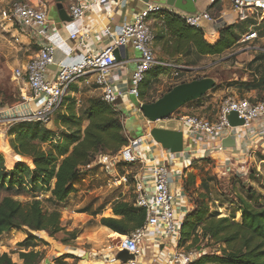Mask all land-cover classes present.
I'll use <instances>...</instances> for the list:
<instances>
[{
  "label": "built area",
  "instance_id": "2783aa9c",
  "mask_svg": "<svg viewBox=\"0 0 264 264\" xmlns=\"http://www.w3.org/2000/svg\"><path fill=\"white\" fill-rule=\"evenodd\" d=\"M214 1L210 0L211 3ZM227 1L239 20L251 17H256L259 21L264 20V0ZM66 3L73 23L79 22L86 10L97 12L99 9V0H66ZM162 11L173 12L181 16L187 25L204 31L213 21L207 8L192 13L183 11L176 13L170 6L166 8L160 3H147L132 20L115 27L109 23L105 24L95 37V41L100 43V36H104L109 38V43L96 50L90 48L87 35L82 32L81 26L74 25L69 31L68 40L74 42L75 48L82 52V58L75 63L60 62L56 65L55 74L50 76L49 66L54 63L56 44L52 36L46 32L49 22L48 8L41 0H21L12 3L9 10L2 13L3 19L16 24L21 32L30 35L39 46L35 56L22 68L13 71V79L22 81L23 86L30 92L27 96L21 94L24 101L20 105L23 109L16 115L28 121L46 124L49 117L61 107L71 86L78 82L94 85L101 91L100 96L106 103L116 105L118 98L123 94L112 89L108 76L112 68L118 64L115 53H118L121 47L131 46L139 54L127 90V94L133 95L136 100L139 85L151 69L170 67L174 69V75H178L184 67L157 59L153 49L154 33L149 25V15ZM257 36L256 31H250L242 41L255 39ZM41 97L44 103L38 108L34 103L35 98ZM30 103L33 104L32 107ZM231 112H235L238 118L243 120L242 125L229 124L228 115ZM5 118L7 116L0 118V121ZM177 118L182 121L184 139L190 142L192 150L194 145L203 143L208 146V150L221 154L218 159L224 164L221 168L222 174L229 173L231 165L237 169V174L245 173L246 166L243 165L248 153L263 147L260 142L256 144L257 140H264L263 100L252 101L249 98L227 96L221 100L213 119L190 114L179 115ZM125 120L126 118L123 122ZM144 120L146 131L142 137L130 139L128 144L115 154H98L93 160L111 174L113 185L128 184L131 181L134 186V206L145 212L143 224L128 234H120L116 241L111 240L106 246V251L113 257L121 249L133 254L134 259L124 263L119 261V264H146L142 260L143 248L140 245L150 241L157 248L152 258L153 262L156 261L159 252H163L165 260L159 264H194L205 251L200 246L186 249L180 243L181 226L191 204L182 186L178 185L177 189L172 187L176 182L182 184V170L178 167L173 169V164L148 165L134 152V148L141 144L144 136L151 138L149 131L153 123L145 118ZM226 138L234 141L238 138L241 144L236 149L225 147L222 141ZM191 151L174 154L185 155ZM133 163L140 165L132 176L129 172L118 173L119 165ZM258 175L257 172L256 176Z\"/></svg>",
  "mask_w": 264,
  "mask_h": 264
},
{
  "label": "trees",
  "instance_id": "16d2710c",
  "mask_svg": "<svg viewBox=\"0 0 264 264\" xmlns=\"http://www.w3.org/2000/svg\"><path fill=\"white\" fill-rule=\"evenodd\" d=\"M220 1L215 0L207 10L215 7L219 13ZM151 18L162 21V29L156 32L154 39L164 37L162 33L167 32L168 40L176 51L185 47L186 56L193 54L197 59L219 55L235 46L238 40L231 25L222 27L215 35L209 36L203 29L187 25L181 16L173 12L151 13L149 19ZM263 24L264 20L256 26L259 37L264 36V28H260ZM172 56L173 54L169 55ZM261 58H264V53L255 55L253 59ZM186 62L190 64L189 61ZM162 72L161 68H156L146 74L139 85V101L148 103L158 98L144 99L147 89ZM198 78L176 82L165 92L176 84ZM252 86L262 88L264 74ZM71 91H75V88H70L59 108L67 106V114L61 119V126L69 132L61 142L52 144L54 132L40 121H22L15 124L12 130H8L14 137V152L32 161L34 180L41 179L44 185L49 184L46 189L50 191L51 197L47 202L52 206L54 203L63 202L69 194L76 191L74 181L81 168L93 162L96 155L115 154L126 146L130 138L126 129L129 130L128 124L133 125L130 122L124 124L125 112L116 105L106 103L101 96L87 97L77 106ZM84 121H87L85 126ZM136 127L138 132V126ZM135 137L136 135L131 138ZM45 143H50L47 150H43L41 146ZM18 168H23L22 162L14 167ZM119 171L124 172L122 169ZM183 187L186 191L185 181ZM208 202L207 196L199 192L194 202L192 201L193 208L188 211L181 226L180 243L186 249L201 246V241H206L207 245L213 243L218 246L213 252L201 255L194 264H264V204L254 205L248 199L240 197L242 221L239 223L231 217L220 216L217 210L210 211ZM111 209L118 218L103 217L100 223L113 232L128 234L144 222L145 212L134 206V200H115ZM11 228H22L27 234L13 252L17 253L22 262H13L4 252L0 253V264H41L43 253L35 248L39 243L46 242L38 232H47L48 235L59 232L62 229L60 212L55 206L52 209L44 208L42 200L36 196L30 202L22 203L10 195H5L0 201V235ZM70 235L74 237L75 232H70Z\"/></svg>",
  "mask_w": 264,
  "mask_h": 264
},
{
  "label": "rangeland",
  "instance_id": "374dc122",
  "mask_svg": "<svg viewBox=\"0 0 264 264\" xmlns=\"http://www.w3.org/2000/svg\"><path fill=\"white\" fill-rule=\"evenodd\" d=\"M16 1L21 0H0V118L7 116L5 120L0 121V129H2L0 131V201L5 195H10L14 199L26 203L33 200L37 196V193L47 191L46 188L49 184L44 185L41 179L34 180L32 161L29 158L17 155L13 150L12 142L14 137L13 134L8 133V130L9 128L12 130L15 124L28 120L23 119L19 115H7L4 112L22 103L18 90L22 81L18 82L13 79V71L15 68L23 67L28 55L34 49V44L31 43L28 45V51H25L24 48L27 45H24L18 37L21 34L26 35V33L21 32L16 24L3 19L2 13L8 11L11 4ZM222 1L223 11L228 15L227 11H231L232 7L227 0ZM41 2L46 7L50 4L49 0H41ZM210 15L213 19H216L220 13L214 9L210 12ZM233 16L229 23L226 24V27L233 26L234 34L238 39L235 46L216 56H204L199 68H183V71L179 72L178 75H174L173 68L161 67L162 74L147 89V95L144 99L160 97L169 86L176 82L190 80L195 77L210 76L216 78V86L209 90L205 97L190 101L175 110L171 117L190 114L211 119L217 113L221 100L227 96L249 98L252 101H264V86L262 88L261 86L257 88H253L254 86H252L264 74V58L253 59L255 55L264 53V36H257L255 39L242 41L248 30L258 31L256 23L259 19L251 17L246 20H239L237 15L234 14ZM149 25L152 28L153 24L149 23ZM260 28L263 29L264 24ZM16 31L19 35H17ZM92 87L94 88L95 86L92 85ZM97 92L100 93L101 91L97 90ZM129 97L130 101H135L133 95H129ZM43 103L44 100L39 98L36 100L35 105L39 108ZM80 103L83 102L80 101ZM66 107L64 105L62 109L53 113L47 123L44 124L54 132L52 144L61 142L64 136L69 133L66 128L61 126V119L67 114ZM134 108L136 107L134 106ZM121 110L125 112L127 106L122 105ZM131 110L133 111L134 109L131 108ZM133 118L135 117L133 116ZM3 127H6V129L3 130ZM142 131H146L145 126H142ZM41 146L43 150H47L50 147V143H45ZM18 162L23 163V168L14 169ZM223 165L218 160L211 158H204L200 160V163L199 161L193 162L185 169V177L183 176L187 186L186 195L192 204V201L194 202L199 192L204 193L209 199L208 205L210 211L217 210L220 216L231 217L232 220L240 223L242 221L241 206L239 204L240 197L248 199L254 205L264 204V145L255 149L254 152L248 153V157L243 165L246 166L245 173L240 172L237 174V169L231 165L229 173L222 174L221 168ZM257 172L258 176H256ZM183 178L182 185L184 182ZM132 184H130L131 188L128 187V189L133 194ZM114 188L110 190H114L115 192ZM76 200L78 199L76 198ZM42 206L47 209L54 207L47 202V199H43ZM70 232L72 231L62 230L52 235H48L47 232H38L46 242L45 244L39 243L35 248L43 253L41 264H45V259L49 261V259H52V256H58L63 251L64 255L67 254L66 250H63L62 244L70 242V239H72ZM17 242L15 236L9 235L5 238L0 236V253L5 252L13 262L21 263L22 260L19 259L17 253H13L14 250L18 249ZM71 244L74 243L71 241ZM209 244L207 245L206 241H201L200 247L204 249L205 253L213 252L218 248L213 243ZM202 246H205V248Z\"/></svg>",
  "mask_w": 264,
  "mask_h": 264
},
{
  "label": "crops",
  "instance_id": "0c3cea01",
  "mask_svg": "<svg viewBox=\"0 0 264 264\" xmlns=\"http://www.w3.org/2000/svg\"><path fill=\"white\" fill-rule=\"evenodd\" d=\"M49 1L50 4L47 7L49 22L46 32L52 36V39L56 44V50L53 57L54 63L52 64L54 67L50 69V76L55 74L56 65H58L60 62L75 63L82 58V52L75 48L74 42L68 40L69 31L74 25L81 26L82 32L87 35L86 39L90 48L92 50H96L101 48L104 44L109 43V38L104 36H100V43L95 41V37L99 35V32L105 24L109 23L112 27L121 25L122 23L132 20L134 16L145 7V4L138 0H99V9L97 12L88 9L86 10L84 17L79 22L73 23L71 22V18L69 16L66 0H59L58 3L55 0ZM210 4V0H197L195 2V11L204 10L209 7ZM162 5L166 8H169V6H166L165 4ZM220 6V15L216 19H213L212 23L207 25L205 30V32L210 36L215 34L218 29L226 26V24H228L229 21L234 17L233 15L235 12L233 9L231 11H227L228 15L225 14V11H223L222 0L220 1ZM171 9L176 13H182V11H177L172 7ZM214 9L215 7H212L210 12H212ZM63 10L66 12V15ZM67 16L70 18L69 21H65L63 19ZM260 22L261 21L258 20L256 26ZM149 23L151 25L153 24L152 28L155 36L156 32L154 31L158 32L160 29H162V21L151 18L149 19ZM248 32H250V30H248L246 34ZM162 34H164V37L155 38L153 40V49L157 59L181 65L187 69H196L201 66V61L203 58L197 59L193 54L186 56L185 53L187 50H185V47L182 49L179 48L176 51L171 46V41L168 40V33L164 32ZM17 35L19 34L17 33ZM18 39L21 40L24 45H27V47L24 48L25 51H28V45L31 43L34 44V49L32 50V53L28 55L27 60L25 61L26 63L31 57L37 54L39 46L37 45L36 40L28 34H21L19 35ZM170 54H173V56L169 57ZM138 55V52L131 46H126L124 49L120 50L116 55L118 64L110 71L108 81L114 91L121 92L123 94L118 98L116 106L118 109H121L122 105L127 106V110L125 111L124 115L126 118L124 124L126 122L129 123L134 116V119H138L140 126H145L146 128L144 118L142 117L141 113L136 108H134V106L136 107L135 102L138 100L135 99L134 102L130 101V97L127 94V90L130 86V79L132 72L135 69V63ZM169 58H171L170 61ZM186 61H189L190 64H187ZM72 87L75 88V91H71V96L74 97L77 103L78 101L83 102L87 97L101 95V92H97L99 89L96 87L93 88L92 85H85L81 82H78L77 84L72 85L71 88ZM18 90L19 96L23 102L24 100L21 94H25L27 96L30 94V92L26 90V87L23 86V84L19 86ZM37 99L39 98H35V102ZM138 102L142 103L141 101ZM30 105L31 107L33 106L32 103H30ZM130 107L134 110L132 111ZM22 109L23 106L18 105L12 109L5 110L4 112L7 115L20 114ZM215 116L216 114L211 119L215 118ZM173 118H177V116ZM83 123L85 126L87 121H84ZM136 126V124H128L129 130L126 129V132L130 136L129 140L133 139L131 138L132 136L139 134V131L136 132ZM5 129L6 127H3V130ZM1 130L2 129H0V131ZM259 142L264 145V140H257L256 144ZM240 144L241 140L237 138L235 140L234 148H238ZM134 152L148 165L153 163L167 165L173 164V169L179 168L182 170V178L183 176L185 177V169L195 161H199L200 163V160L204 158H211L223 163L221 159H218L221 154L208 150V146L203 143L194 145V150L185 155L174 154L163 148L151 138H146L144 136L141 139V144L134 148ZM131 165L132 167H129V164H121L119 165L118 171L122 169L124 172H129L132 176L138 171L140 164L133 163ZM118 173L123 174L120 171ZM183 179L185 181V178ZM131 183L132 182L130 181L128 184L113 185L111 174L103 166L97 164L95 161L83 166L79 175L74 181L76 191L69 194L63 202L53 204L60 212V225L62 227L60 231H74L75 236H72V239H70V242L67 244H62L64 247L63 250H66L67 254L64 255L63 251L58 254V256H52V259H49L48 264H119V260H115V257L111 256V254L106 251V246L111 240L113 241V239L110 238V234L117 232H113L108 227L102 225L100 223V219L103 217L118 218V216L113 214L111 209L113 201L118 199L128 201L134 200L135 195L133 184L131 185L133 187V194L128 189ZM52 184L53 182H51V185ZM178 185L183 187L182 184H177L176 182L172 186L173 189H177V187L179 188ZM90 187H93V189ZM113 187H115V192L114 190H110ZM50 197V191H41L40 193H37L36 196L37 199L42 201L43 199L48 200ZM76 198L78 200L75 201ZM192 208L193 204H190L189 209ZM9 235L15 236L18 241L17 243L22 242L27 237L26 232L22 228H11L9 231L3 232L0 236L5 238ZM71 241L74 244H71ZM140 246L143 248L142 260L146 262V264H159L165 260L164 253L159 252L156 261H152V258L155 256L154 252H157V248L155 244L151 243L150 241L148 243H142ZM85 256H87V258H85Z\"/></svg>",
  "mask_w": 264,
  "mask_h": 264
},
{
  "label": "water",
  "instance_id": "95a60500",
  "mask_svg": "<svg viewBox=\"0 0 264 264\" xmlns=\"http://www.w3.org/2000/svg\"><path fill=\"white\" fill-rule=\"evenodd\" d=\"M143 4L147 3H160L170 6L174 9L192 13L195 12V2L197 0H138ZM64 11V10H63ZM65 15L66 12L64 11ZM65 21H69L67 16L63 18ZM125 47L119 49L122 50ZM117 55V53H115ZM53 68V65L49 66ZM217 84V80L214 77L205 76L198 79H193L188 82H183L174 85L167 92L152 102L140 103L135 102L136 108L141 112L143 118L153 123L150 128L149 135L152 140L160 144L163 148L169 150L171 153H178L181 151H191L192 146L187 139H184L182 132V121L178 118L171 117L172 113L181 106L189 103L190 101L197 100L204 97L207 92L213 89ZM228 121L231 126H240L243 124V120L238 118L235 112H231L228 115ZM130 123L138 126L139 134L135 138H140L144 135L142 127L138 119L132 118ZM225 147H234L235 141L230 138H226L222 141ZM87 258V256H85ZM134 259L133 254H130L127 250L121 249L115 255V260H119L121 263ZM45 264H48V259H45Z\"/></svg>",
  "mask_w": 264,
  "mask_h": 264
},
{
  "label": "bare ground",
  "instance_id": "6f19581e",
  "mask_svg": "<svg viewBox=\"0 0 264 264\" xmlns=\"http://www.w3.org/2000/svg\"><path fill=\"white\" fill-rule=\"evenodd\" d=\"M109 237V236H108ZM110 238H112L114 241H116L118 238H119V234H117V233H111L110 234ZM109 238V239H110Z\"/></svg>",
  "mask_w": 264,
  "mask_h": 264
}]
</instances>
